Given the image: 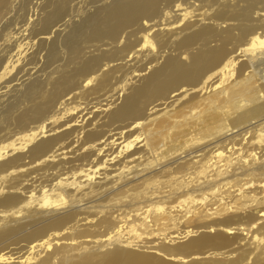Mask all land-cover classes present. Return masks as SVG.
Listing matches in <instances>:
<instances>
[{"label":"bare ground","instance_id":"bare-ground-1","mask_svg":"<svg viewBox=\"0 0 264 264\" xmlns=\"http://www.w3.org/2000/svg\"><path fill=\"white\" fill-rule=\"evenodd\" d=\"M82 1L0 0V89L32 44L50 68L21 81L0 114V132L20 130L0 144V264H264V231L253 234L264 229V194L226 203L218 193L227 181L207 190L219 196L213 210L193 195L228 166L264 177V152L233 157V142V153L217 151L244 127L264 128V85L253 74L234 77L240 57L264 59V0H88L93 9L78 11ZM203 5L216 10L208 16ZM224 21L231 25L218 29ZM193 131L205 135L187 137ZM199 142L215 145L196 171L198 155L186 148ZM29 167L44 171L36 190L23 183ZM169 182L178 186L163 190ZM172 193L183 204L140 208L133 216L147 235L133 236L150 237L148 215L159 225L171 208L189 213L185 230L126 242L107 208ZM97 199L108 202L96 206L106 209L99 216ZM257 201L258 216L236 215Z\"/></svg>","mask_w":264,"mask_h":264},{"label":"rangeland","instance_id":"rangeland-1","mask_svg":"<svg viewBox=\"0 0 264 264\" xmlns=\"http://www.w3.org/2000/svg\"><path fill=\"white\" fill-rule=\"evenodd\" d=\"M43 2H44V0H42V4H43ZM80 5L81 6L78 8V11H81L83 9H84V11H87V9L89 11V10L93 9V7H91V4L89 3L88 0H83ZM215 10H216V6L203 5V6H201L199 11L205 12L206 15L210 16L211 14H213L215 12ZM262 24L264 25V21H263ZM230 25H231V22H229V21L220 22L218 24V29H225V28H228ZM263 25H262V27H263ZM260 31L261 30H259L258 32H260ZM212 44H214V42H212L211 45ZM31 47L25 54L22 55V57L20 58L21 60L19 59L15 63L14 68L12 69V71L10 73V75L14 77V80L10 84L7 85L8 86L7 88L0 89V106H1L0 107L1 108L0 109V114L2 112H4V110H5L6 101H7V103H12L15 100L16 96L23 89V82L26 81L25 79L28 80V78L30 79V77L31 78L32 77H36V78L38 77V78L42 79V78H44L46 73H48V71H50V68L48 66L44 65V63H45V56H44L45 55V50H44V52H43V50L37 51V49H36L37 45L36 44H32ZM41 54H43V55H41ZM261 59H262V61H261ZM261 59L255 58V59H253L254 62L247 63L246 62L247 61V57H240L239 58L240 62H238L237 65H235V68H234L235 69L234 70V73H235L234 77H244L245 75L253 74V76L255 75L254 76L255 85H264V62H263L264 59L263 58H261ZM243 64H245V65L243 66ZM21 70H23V71H21ZM25 72H27V73H25ZM43 72H45V73L43 74ZM15 76H16V79H15ZM21 81H23V82H21ZM11 98H13V99H11ZM187 99H188V97L186 99H184V101L187 100ZM75 104H77V103L74 102V103L70 104L69 107L72 108V107L75 106ZM2 107H3V109H2ZM199 110H200L199 108L196 109V111H199ZM237 115H239V114H237ZM72 116L75 117L76 115H72ZM232 120L233 121L234 120L237 121L236 115L232 117ZM30 126H32V124ZM17 131L20 132V130H18L17 127L14 128V126H11V125L8 127V125L6 126L4 124V127H3L2 131L0 132V144H3L5 142H9L10 139L17 137L18 136V134H16V133H18ZM202 134L205 135L204 132H202V133L199 132L198 133V131L197 132L193 131L187 137H190L191 135H194V137L198 138L200 136L202 137L203 136ZM240 134H241V136H240ZM231 137H233V138H231ZM229 138L230 139L225 141L223 144H218L217 145V147H218L217 151H219V152L221 151V152H223V154H225V152H226L225 155H229V154L233 153L235 150L233 148H231V145H230L233 142L234 144L232 143L233 144L232 147H234V148H239L240 147V149L237 150V152L238 151L239 152L237 153L235 151L236 153L234 152L235 155L233 154L234 155V156L232 155L233 157L239 156V157H241L243 159V157L246 156L245 154H247L248 152L253 151V153L257 152V153H260V154H262L264 152V128H263V126L252 127L251 129H249V127H247V128L244 127L238 132V135L236 133L233 136H230ZM259 138H260V140H259ZM206 139H208V138H205L204 140H206ZM6 140H8V141H6ZM214 145L213 144H209L207 142H205V143L199 142L198 145H197V143H195L193 145H190L188 148H186V153H190V155H198V156L194 157V158H196V160H198L197 163L195 162L196 166H195V163L193 164L195 166V167L194 166L193 167L196 168L195 169L196 171H199V169H201V168L198 167L199 165H201V163H205L206 160L209 159V156H211V153H212L211 150H214V148H212ZM223 147L225 149H223ZM19 151L20 150H18V152ZM25 153L23 152V153H21V154L19 153V154L20 155H25ZM19 154H17V155H19ZM215 158L216 157H214L212 159L214 161L213 166L215 165V167H218V166H221V165L224 164L222 157L221 158L219 157V158H216V159ZM199 161H201V162H199ZM24 162L27 163V162H29V160H27V158H26L24 160ZM185 165L187 166L189 164H185ZM213 166L210 167L208 170H213V168H214ZM237 167H238L237 165L226 167V170L228 171V173L226 175H224V176H226V177H224V179H219L218 181L210 183V184H208L206 186H205V184L204 185L199 184L198 185L199 189H196V191L193 193L195 198H199V202H198L197 206H199V207L200 206L201 207L204 206L205 208L210 209V210H213V208L215 209L217 207L216 205L219 204V201H217L219 196H214V197L210 196L209 194H206L207 190L210 189V188H213V187L215 188L216 185L221 187L222 184L227 182V181H231L230 184H228V185L224 186L223 188H221V190H219V193H218V194H220V196H223L224 199H222V200L225 201L226 203H230V204L243 203L244 205H250V204H252V202H253L252 199L254 197L260 198V196H262L264 193L262 192V188H259V185L261 184L260 182L264 179V177H261L260 174L258 172H254V170H247L246 171L245 168L236 169ZM260 167H259V165L256 166L257 169L260 168ZM181 168H183V167L181 166L179 168V170H184V169H181ZM27 169H28L27 171H24V172L28 173V174L24 173L25 174L24 178H26L27 180L24 179L26 181L23 182V183L28 184V186L26 185L28 187L27 190H33V189L36 190V189L39 188V186H41L43 184V182L41 181L42 180L41 177H42V175H44L43 174L44 171L43 170H36V169H32V168L30 169V167L27 168ZM220 169H224V168H220ZM35 171H37V172H35ZM186 171H188V170H184V173ZM248 173H250V176H247ZM186 177H187V175H186ZM186 177H184V178H186ZM233 179H237V180H233ZM250 179H252V180L250 181ZM202 181H203L202 176L198 175V182H202ZM16 186L20 187L19 185H16ZM174 186L177 187L178 185H174V183L169 182L168 186L167 187L164 186V188H162V189L163 190L165 189V191L168 190V188H171V187L173 189H176V187H174ZM250 186H251V188H248ZM221 191L223 193H221ZM177 194L178 193H172L171 195H168L167 198H165V197H154L153 199L142 200L140 202H135L133 204L132 203H126L127 205L124 206V207L123 206H118L119 205V203H118V205L110 206L109 209L107 207L106 208H107L108 212L111 210L110 211L111 215H114L115 217L117 216L118 220L120 219V223H118V224L124 228V231H125V236L124 237L125 238L127 237L126 238V242H133L132 244L139 245V243L147 241V238H149L148 241L149 240L150 241L151 240L152 241L155 240L154 234H156V233L157 234L160 233V234H165L166 235L167 233L176 232L177 230H185V224L184 223L187 222L186 218H187V216H189V215H187L189 213H187L185 215L183 213L184 211L183 212H179V213L175 212V211L173 212V210L171 208V210H168V212L171 211L170 213H173L172 214L173 217L169 216L167 218L161 219V222H160L159 225H157L155 222H153L151 220L152 218H149V215H148V218H146V220H145L146 221L145 225L148 226V229H151V231H149V233H150L149 236L150 237H143L142 239H137L135 236H133V232L142 233L143 236L147 235V233L143 231V227H142L143 225L141 227L138 226L139 222H140L138 217L133 216L136 213L140 212V211H138V210H140V208H144V209L148 208V209L153 210V208L155 206H157V205H161V206H165V207H171V206L177 207L178 205L180 206L183 203L182 204H178V203H181L180 200H182L184 197H180L181 194H179V195H177ZM202 197L208 198L209 200H203V201H205V202H203L201 200ZM170 198L172 200H170ZM97 200L98 201H95V207L91 208V210H95V213H96V211L98 212L99 209H105V208H101L99 206L96 207L97 205H100V204L107 205L108 204L107 200H105L104 203L100 199H97ZM252 206L253 207L248 206L249 208H247V207L244 208L242 211L239 212V214H236V215L241 217L243 219V221L245 222V218L247 219V218H250V216H255V214H256L255 212L256 211H254L253 209L258 207V201H257V203H253ZM204 207H202V208L204 209ZM192 209H194V207H192ZM96 214L99 216L102 213L99 212V213H96ZM174 214H176V215L174 216ZM181 215L183 216L182 217L183 219L182 220L180 219L177 224L176 223L174 224L173 219H175V218H177V217H179ZM256 215L258 216V214H256ZM92 217H96V215L95 216L91 215V218ZM155 217H156V219H158V218H161V217H164V216L160 217V215L156 214ZM150 220L152 222H150ZM183 220H185V221H183ZM181 221H183V222H181ZM161 223H163V224H161ZM140 224H142V222ZM162 225H164V226H162ZM176 225H178V226H176ZM187 225H189V224H187ZM262 226H264V224ZM175 227H177V229ZM242 228H244L245 230L249 229L246 226H242ZM158 231H160V232H158ZM262 231H264V229L261 230V231L259 230L257 232H254L253 234L260 235V234H262V233H260ZM246 233H247V231H244V234H246ZM250 234L251 233H248L246 236H249ZM117 242L120 243V241H118V240H117ZM253 246L254 245H250V247H253ZM252 254L249 257H252Z\"/></svg>","mask_w":264,"mask_h":264},{"label":"water","instance_id":"water-1","mask_svg":"<svg viewBox=\"0 0 264 264\" xmlns=\"http://www.w3.org/2000/svg\"><path fill=\"white\" fill-rule=\"evenodd\" d=\"M189 253H191V252H189ZM191 255V254H190Z\"/></svg>","mask_w":264,"mask_h":264}]
</instances>
